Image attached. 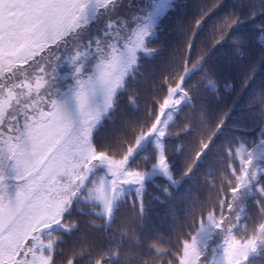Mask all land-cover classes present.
Listing matches in <instances>:
<instances>
[{"label":"snow or ice","instance_id":"1","mask_svg":"<svg viewBox=\"0 0 264 264\" xmlns=\"http://www.w3.org/2000/svg\"><path fill=\"white\" fill-rule=\"evenodd\" d=\"M223 0H212L188 26L141 106L133 107L103 145L94 132L115 109L117 93L135 77L137 54L151 55L147 44L162 10L131 22L117 12L122 0H0V264H121V243L96 251L81 248L61 261L65 249L53 226L71 231L76 221L65 213L74 198L91 202L106 223L115 222L121 201L135 210L136 227L121 235L138 248L139 264H253L264 255V85L253 88L241 107L248 113L230 121L260 63L245 65L246 34H233L264 5L245 16L230 11L212 26L207 41L195 43L203 19ZM161 5L167 0H159ZM101 9L108 14L102 36L81 41L71 52L67 39ZM264 28V26H261ZM231 38L241 58L238 87L221 82L205 59L215 45ZM264 48V31L256 37ZM73 66L74 84L58 86L60 67ZM231 100H222V90ZM256 118L253 129L243 120ZM230 126L237 134L216 145L223 167L214 184V201L201 205L189 228L179 236L157 233L145 241L139 227L153 201L164 204L173 188L213 147L218 133ZM254 137L240 135L255 130ZM172 138H175L173 140ZM183 170L175 175L173 157ZM163 177L162 193L150 196L149 182ZM211 200V197L209 198ZM255 210L249 209V203Z\"/></svg>","mask_w":264,"mask_h":264},{"label":"trees","instance_id":"2","mask_svg":"<svg viewBox=\"0 0 264 264\" xmlns=\"http://www.w3.org/2000/svg\"><path fill=\"white\" fill-rule=\"evenodd\" d=\"M169 6L158 18V23L152 35L147 38V44L155 49L151 55L140 52L137 56V70L135 77L131 75L125 80V87L118 91L115 101V109L110 111L98 125L94 132V140L97 144L103 145L109 141L115 134L123 120L130 117L133 113L132 104L129 96L136 93L140 99L141 106L144 104L153 90V84L158 78L160 72L167 65L170 56L177 49L184 39L182 26L190 25L195 18L199 17L202 10L211 7L212 0H170ZM264 5V0H223L219 7L214 8L205 16L201 25L197 29L194 37L195 43L207 41L212 26L225 13L237 11L245 16L255 9ZM264 12L257 11V14L246 20L243 25L236 27L233 34H246L247 43L244 45L245 67L252 63H260L259 70L252 85L247 89L236 108L233 109V115L230 121L238 120L239 113H248V109L241 107L246 102V97L250 91L264 85V48H261L256 37L261 31H264ZM241 58L236 52V47L231 38L222 41L212 48L205 59V64L211 66L221 82L233 81L234 87H238L239 78L242 71L240 64ZM222 91V100L213 107V111L219 109L221 105H226L231 100V93ZM243 123L249 129H253L256 118L246 115ZM255 130H241L240 135L254 137ZM237 130L230 126L225 127L218 133L213 141V147L210 148L201 158L193 173L184 177L178 186L173 188V195L167 199L164 204L153 201L148 209L144 223L140 225L139 231L145 241L154 237L157 233L163 232L166 235H181L190 230L189 224L192 215L201 210L202 203L206 204L214 201L216 188L214 184L218 183L219 170L223 167L220 160V152L215 149L216 145H223L233 138ZM175 140V138H172ZM173 167L175 175L180 176L183 170V161L180 157H173ZM167 181L163 177H154L149 182L150 196L162 193L163 185ZM211 197V200L209 199ZM249 209L254 211L255 206L250 202ZM120 214L115 222L106 223L102 216L97 215L92 210L91 202H86L81 198H74L71 207L65 213L66 220L76 221V227L71 231L64 228L53 226L54 233L62 240L61 247L65 249V255L60 257L63 261L67 259L72 251L84 248L91 250L95 255L98 249L113 246L121 243L123 255L121 264H139L138 248L125 236L121 241L120 237L131 225L136 227L134 222L135 210L132 209L128 200L121 201ZM76 264H87V257L77 259ZM253 264H264V255H257L253 259Z\"/></svg>","mask_w":264,"mask_h":264},{"label":"rangeland","instance_id":"3","mask_svg":"<svg viewBox=\"0 0 264 264\" xmlns=\"http://www.w3.org/2000/svg\"><path fill=\"white\" fill-rule=\"evenodd\" d=\"M169 1L170 0H167V3L161 5L159 3V0H122V3L117 9V12L114 13L113 15L118 14L124 17L125 19H129L131 26H134V22H131L130 19L133 14L137 16L145 17L149 13L155 12L157 10H162V14H163L165 9L170 5ZM107 21H108V14L105 10L101 9L96 13L94 18L89 19L87 24L82 25L81 29L78 30L76 35L70 38H66L67 51L71 52L73 48L81 41L95 39L97 37L102 36L106 29ZM139 53L140 52H138L137 56L139 55ZM73 84H74L73 66L70 63H65L60 67V79L58 80V86L60 87L61 91L66 92Z\"/></svg>","mask_w":264,"mask_h":264}]
</instances>
